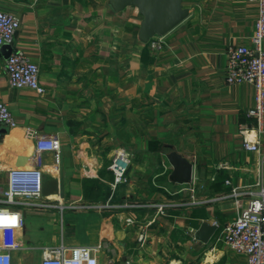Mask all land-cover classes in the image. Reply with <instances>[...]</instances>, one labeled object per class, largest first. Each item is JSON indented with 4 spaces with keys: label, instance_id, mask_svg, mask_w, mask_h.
<instances>
[{
    "label": "crops",
    "instance_id": "crops-1",
    "mask_svg": "<svg viewBox=\"0 0 264 264\" xmlns=\"http://www.w3.org/2000/svg\"><path fill=\"white\" fill-rule=\"evenodd\" d=\"M182 7L185 19L152 49L132 5L0 0V10L19 19L13 41L0 47V100L17 121L0 136V187L8 169L33 166L38 134L61 143L58 164L52 152L41 156L42 198L11 205L23 224L0 229V247L19 245L10 249L13 264H41L45 248L59 244L99 246L98 264H245L219 238L240 212L231 185L243 204L264 175V130L258 152L242 147L238 129L253 123L246 111L254 88L227 84L224 69L227 46L249 42L258 4L182 0ZM17 48L38 64L43 94L9 86L3 64ZM116 149L133 159L126 182L112 190ZM171 150L192 163L186 183L169 178ZM84 183L107 195H87Z\"/></svg>",
    "mask_w": 264,
    "mask_h": 264
},
{
    "label": "built area",
    "instance_id": "built-area-1",
    "mask_svg": "<svg viewBox=\"0 0 264 264\" xmlns=\"http://www.w3.org/2000/svg\"><path fill=\"white\" fill-rule=\"evenodd\" d=\"M255 1L258 9L249 42L227 46L224 76L227 84L250 82L253 85V105L246 111L247 116L253 119V123L240 125L238 132L241 135L242 147L258 152L264 130V0ZM18 27L19 19L14 14L0 10V47L13 41ZM164 43V35L153 36L148 41L152 49H161ZM3 69L12 88H29L43 94L44 86L39 81V66L22 48L9 52L4 60ZM16 124V118L8 104L0 100V136L4 126L13 128ZM60 146L57 134H38L31 158L33 166L8 169L7 183L3 188L0 187V229L22 226V214L11 205L22 203L24 199L42 198L41 156L44 152H52L58 164ZM132 159L131 152L123 149L114 151L108 165L113 174L112 190H115L118 183L126 182ZM262 161L264 162V159ZM225 182L230 183L229 180ZM252 185L258 189L250 191V197L243 204L238 198L241 192L236 186L231 185V195L240 207V212L233 221L224 224L219 240L242 254L245 264H264V175L254 177ZM164 189L168 191L167 188ZM188 189L191 191L190 201L194 202V189L193 187ZM156 207L158 212L163 213L164 204L159 203ZM144 238V233L140 231L137 240L142 242ZM18 246L13 244L8 248L0 247V264H13L10 249ZM97 247L85 245L66 247L62 244L46 247L41 264H98L95 254Z\"/></svg>",
    "mask_w": 264,
    "mask_h": 264
},
{
    "label": "water",
    "instance_id": "water-1",
    "mask_svg": "<svg viewBox=\"0 0 264 264\" xmlns=\"http://www.w3.org/2000/svg\"><path fill=\"white\" fill-rule=\"evenodd\" d=\"M116 2L123 6H135L142 14L139 36L147 42L153 36L167 34L183 21L188 13L187 9L182 7V0H116ZM166 156L172 166V171L169 174L170 180L178 183L188 182L192 175V163L176 150H171ZM20 160L23 159L21 158ZM20 163L19 161L17 165ZM203 228L206 231H210L214 226L204 224Z\"/></svg>",
    "mask_w": 264,
    "mask_h": 264
},
{
    "label": "trees",
    "instance_id": "trees-1",
    "mask_svg": "<svg viewBox=\"0 0 264 264\" xmlns=\"http://www.w3.org/2000/svg\"><path fill=\"white\" fill-rule=\"evenodd\" d=\"M89 182L92 181L89 180ZM84 185H85V193L87 195L89 193H92L91 195L93 196V198L104 197L107 195V188L101 187L98 183H96L95 187L92 183L89 185H86V183H84Z\"/></svg>",
    "mask_w": 264,
    "mask_h": 264
}]
</instances>
